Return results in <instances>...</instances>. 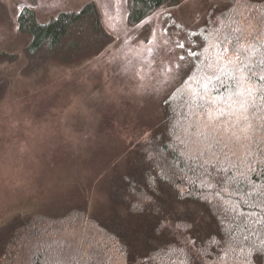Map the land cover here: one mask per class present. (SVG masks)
<instances>
[{
  "label": "trees",
  "instance_id": "obj_1",
  "mask_svg": "<svg viewBox=\"0 0 264 264\" xmlns=\"http://www.w3.org/2000/svg\"><path fill=\"white\" fill-rule=\"evenodd\" d=\"M180 2L127 0L128 22ZM18 25L32 36L24 75L114 41L94 3L44 24L23 8ZM204 32L211 46L196 47L161 126L133 143L134 162L112 180L106 210L16 217L0 228V264H264V0H226ZM8 86L0 78V93ZM201 117L220 130L207 147L195 142Z\"/></svg>",
  "mask_w": 264,
  "mask_h": 264
},
{
  "label": "rangeland",
  "instance_id": "obj_2",
  "mask_svg": "<svg viewBox=\"0 0 264 264\" xmlns=\"http://www.w3.org/2000/svg\"><path fill=\"white\" fill-rule=\"evenodd\" d=\"M225 1L181 0L132 26L127 0H0V54L16 56L0 62V78L9 81L0 93V228L19 216L106 210L112 180L134 162L133 143L161 126L196 47L211 46L205 24ZM89 3L114 41L98 55L24 75L32 36L19 29L21 10L34 9L44 24ZM211 122H193L200 147L220 134Z\"/></svg>",
  "mask_w": 264,
  "mask_h": 264
}]
</instances>
